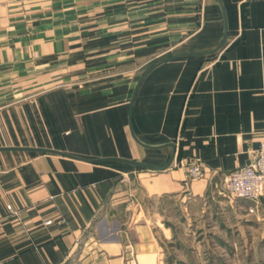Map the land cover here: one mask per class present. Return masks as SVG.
Segmentation results:
<instances>
[{"label":"crops","instance_id":"0c3cea01","mask_svg":"<svg viewBox=\"0 0 264 264\" xmlns=\"http://www.w3.org/2000/svg\"><path fill=\"white\" fill-rule=\"evenodd\" d=\"M263 140L264 0H0V264H264Z\"/></svg>","mask_w":264,"mask_h":264},{"label":"built area","instance_id":"2783aa9c","mask_svg":"<svg viewBox=\"0 0 264 264\" xmlns=\"http://www.w3.org/2000/svg\"><path fill=\"white\" fill-rule=\"evenodd\" d=\"M186 168L191 179H200L204 176L205 167L199 159L191 162ZM222 184L228 197L249 200L253 205L248 211L257 210L264 201V140L259 148L253 151L249 164L225 173Z\"/></svg>","mask_w":264,"mask_h":264},{"label":"rangeland","instance_id":"374dc122","mask_svg":"<svg viewBox=\"0 0 264 264\" xmlns=\"http://www.w3.org/2000/svg\"><path fill=\"white\" fill-rule=\"evenodd\" d=\"M256 256L264 257V250L261 251L258 247L254 248V252H253V256L252 257H256ZM237 257L241 259L242 258V255H241V257H239V256H237Z\"/></svg>","mask_w":264,"mask_h":264},{"label":"water","instance_id":"95a60500","mask_svg":"<svg viewBox=\"0 0 264 264\" xmlns=\"http://www.w3.org/2000/svg\"><path fill=\"white\" fill-rule=\"evenodd\" d=\"M158 63H160V62H158ZM158 63H156V64H154L152 67H150L144 74H143V76H145L155 65H157Z\"/></svg>","mask_w":264,"mask_h":264}]
</instances>
